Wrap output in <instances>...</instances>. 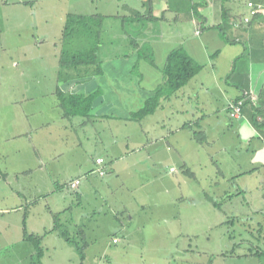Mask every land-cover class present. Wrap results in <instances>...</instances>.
I'll return each instance as SVG.
<instances>
[{"label": "crops", "instance_id": "crops-1", "mask_svg": "<svg viewBox=\"0 0 264 264\" xmlns=\"http://www.w3.org/2000/svg\"><path fill=\"white\" fill-rule=\"evenodd\" d=\"M247 1L0 0V48L12 49L16 57H0L2 244L13 248L19 243L28 255L35 253L33 244L23 238L24 230L46 238L55 216L71 202L67 182L76 178L80 204L90 185L103 196V203L94 199L95 208L107 204L116 216L143 210L150 197L181 185L182 190L197 192L189 199L198 206L217 208L219 200L247 205L250 214L242 217L252 219L264 242V10L243 23ZM120 11L135 34L125 36L133 48L99 58L101 42L91 29L98 32L96 23ZM70 15L85 16L90 35L78 33L79 38L74 35L66 45L78 39L72 55L92 52L88 58H97L99 67L61 64ZM143 48L161 58L157 72L140 65L134 70L141 64ZM175 49L202 67L164 96L158 92L162 67ZM70 94L90 103L74 109L69 100L67 104L60 100ZM155 95L159 98L154 110L135 118ZM242 97L241 113L232 117L228 105ZM100 157L102 175L95 162ZM134 166L142 167L136 172L145 174L144 183L133 176ZM95 173L105 178L90 179ZM202 183L218 192L217 199L205 194ZM150 184L149 194L143 187ZM24 203L29 206L20 213ZM11 212L15 216H9ZM31 214L41 217L31 219ZM120 231L123 238L129 236L126 227ZM13 234L15 241H6Z\"/></svg>", "mask_w": 264, "mask_h": 264}, {"label": "rangeland", "instance_id": "rangeland-1", "mask_svg": "<svg viewBox=\"0 0 264 264\" xmlns=\"http://www.w3.org/2000/svg\"><path fill=\"white\" fill-rule=\"evenodd\" d=\"M95 25L100 27V30L95 32L91 29V32L94 39L99 36L101 42L97 51L99 58H109V53L122 54L133 48V42L130 44L125 36L134 38L135 34L130 30V24L124 21L123 12H112L104 17V20H100V25L97 23ZM86 30L85 26L80 27L81 32ZM75 37L79 38L78 34H75ZM77 41L78 39L70 41V44L65 46V51L69 55L67 61L68 59L74 61L72 53ZM142 51L144 55L140 57L141 64L137 63L134 70L149 67L157 72L156 68L161 66V58L146 54L145 48ZM12 53V49L0 48L2 58H16ZM93 64L95 65V63L91 65ZM139 65L141 67H138ZM89 71H93L92 66ZM158 72L161 76L160 70ZM141 168V166L133 168V176L138 183H144L145 179V174H140L142 171L137 175L136 170ZM97 174H92L93 177L90 179L95 178L99 182L105 178L98 177ZM165 178L170 180L168 176ZM171 178L174 182L175 175ZM193 184L189 182V186L193 187ZM151 185L153 184L143 187V190L148 189L150 194ZM201 186L205 189L206 195L213 194L217 199L218 192L209 190L203 183ZM182 187L183 185L177 189L174 187L167 194L150 197L143 210L138 209L134 213L121 212L117 213V216L107 204H103L104 206L98 209L99 212L95 208L94 199H97L96 204L103 203V196L99 194L101 191L94 192L90 185L85 186L83 203L80 204V191L76 193L77 189L71 190L66 193L71 202L61 214L55 216L57 228L41 240L43 256L38 259L34 252L28 255L22 245L18 246L19 243L13 248L3 245L4 239L0 233V264H256L258 261L264 264V253L258 255L257 259L254 256L255 252H264V242L259 239L252 219L242 217L250 214L252 208L248 209L247 205L225 204L220 200L217 202V208L213 207V204L198 206L197 202L189 199L191 194L196 195L197 192L185 187L189 191L182 190ZM89 189L92 190V196L86 191ZM204 192L200 193L204 195ZM136 193L140 196L143 191ZM28 206V203H24L20 213ZM9 214L15 216L13 212ZM78 214L79 217L82 216L81 220L77 219ZM31 215V219L41 217ZM129 215L132 216L131 219ZM72 217L77 221L73 222ZM117 217L122 225L118 223ZM245 219L247 220L244 222ZM54 223L55 221L53 225ZM122 226L129 231L126 238L121 236ZM61 232L72 237L76 245L61 236ZM14 234L10 236L11 238H6V241L14 242ZM115 237L119 239L118 242H113ZM77 247L81 248L80 252ZM250 250L254 255H242L243 251Z\"/></svg>", "mask_w": 264, "mask_h": 264}, {"label": "trees", "instance_id": "trees-1", "mask_svg": "<svg viewBox=\"0 0 264 264\" xmlns=\"http://www.w3.org/2000/svg\"><path fill=\"white\" fill-rule=\"evenodd\" d=\"M89 22L85 16H74L70 15L68 16V20L66 22L65 28H64V38L65 42L64 50L66 46V42L68 39L73 37L75 34L83 33L80 31L81 26H85V33H89L88 28ZM96 50H94L95 52ZM93 52V53H94ZM92 54V52H89ZM88 53V54H89ZM87 53H80L77 55H72V58L74 61H70L68 53L66 51H62L61 53V64H80V63H95L97 67L100 64L97 61V58H88ZM201 65L194 60H192L183 50L181 49H175L166 56L164 65L162 67V77H163V86L158 90L159 93L163 94L164 96L170 95L175 90H177L179 87L184 85L188 80H190L196 73L199 72L201 69ZM159 96L155 95L151 98H149L146 102L143 108H141L136 114L134 115L135 118H140L141 116L150 113L154 110L155 105L158 101ZM60 100L63 103H66V100H69V104L71 107L75 109L76 105L84 102H88V98L77 96V95H61ZM67 104V103H66ZM72 113V112H71ZM69 189V188H68ZM76 190V189H75ZM73 191V190H72ZM58 226V223L56 222L55 217V223L53 225V230L56 229ZM61 236H63L68 242L76 243L73 241L72 237H69L67 233L61 232ZM23 238L24 240L31 242L35 248V254L40 259L43 255V250L40 245L41 237L40 236H34L33 234H29L26 230L23 232ZM78 251H81L80 247H77ZM257 255L261 256V252H257Z\"/></svg>", "mask_w": 264, "mask_h": 264}, {"label": "built area", "instance_id": "built-area-1", "mask_svg": "<svg viewBox=\"0 0 264 264\" xmlns=\"http://www.w3.org/2000/svg\"><path fill=\"white\" fill-rule=\"evenodd\" d=\"M246 7H247V13L242 17L241 21L243 23H249L255 16L258 15L259 12L264 10V2H254L251 0H248L246 2ZM248 92H245V95H247ZM251 99L254 100L255 96H251ZM244 102V97L239 98L235 101H231L228 105L229 107V114L232 117H238L241 113V108ZM96 165L98 166L97 171L100 175L105 173V170L103 168L104 165V159L103 158H96L95 160ZM170 170H173V168H171ZM79 179H73L67 182V187L70 190H75L79 184ZM114 241H116L117 239H113Z\"/></svg>", "mask_w": 264, "mask_h": 264}]
</instances>
